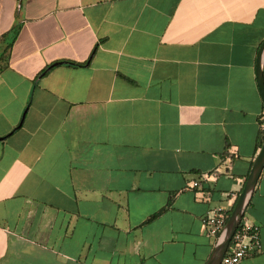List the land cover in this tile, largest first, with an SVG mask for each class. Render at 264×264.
<instances>
[{
  "label": "crops",
  "instance_id": "obj_1",
  "mask_svg": "<svg viewBox=\"0 0 264 264\" xmlns=\"http://www.w3.org/2000/svg\"><path fill=\"white\" fill-rule=\"evenodd\" d=\"M263 43L264 0H0V264H209L202 219L261 151ZM243 219L264 264V169Z\"/></svg>",
  "mask_w": 264,
  "mask_h": 264
},
{
  "label": "water",
  "instance_id": "obj_2",
  "mask_svg": "<svg viewBox=\"0 0 264 264\" xmlns=\"http://www.w3.org/2000/svg\"><path fill=\"white\" fill-rule=\"evenodd\" d=\"M56 64H59V63H56ZM263 66H264V43L262 44L258 52L257 67H256L257 84H258L259 92H260V95H261V98L264 104V68ZM263 169H264V144L252 167V170L238 198L235 208L228 219L227 225L219 240V244L209 264H221L222 259L224 258L231 244L232 238L237 228L239 227L240 223L243 220V217L245 214V208L248 204L251 194L253 193V191L255 190L257 186V183L263 172Z\"/></svg>",
  "mask_w": 264,
  "mask_h": 264
},
{
  "label": "built area",
  "instance_id": "obj_3",
  "mask_svg": "<svg viewBox=\"0 0 264 264\" xmlns=\"http://www.w3.org/2000/svg\"><path fill=\"white\" fill-rule=\"evenodd\" d=\"M208 178V176H204V180H208ZM199 184V182H195L194 187L199 186ZM228 219V214L220 209L204 217L202 223L211 235L221 238ZM260 233L261 228L259 226L251 225L242 220L221 264H241L245 259L256 255L261 249Z\"/></svg>",
  "mask_w": 264,
  "mask_h": 264
},
{
  "label": "trees",
  "instance_id": "obj_4",
  "mask_svg": "<svg viewBox=\"0 0 264 264\" xmlns=\"http://www.w3.org/2000/svg\"><path fill=\"white\" fill-rule=\"evenodd\" d=\"M19 32H20V27L17 25L15 28H13V30L11 32H9L7 34V36H9L10 40H11V43L9 45V48L13 45V42L16 40L17 36L19 35ZM60 64V63H59ZM70 65H80V64H73V63H69ZM58 64H53L51 66H48L46 67L38 76V78L44 76L45 74H47L51 69H53L55 66H57ZM264 144V130L261 131V135H260V142H259V148L258 149H261L262 146ZM227 154H228V151H227ZM234 158V157H233ZM232 158V159H233ZM237 202V201H236ZM232 214V211L229 212L228 214V217H230V215ZM158 215V214H157ZM157 215L153 216L152 218H155ZM244 220V219H243Z\"/></svg>",
  "mask_w": 264,
  "mask_h": 264
},
{
  "label": "rangeland",
  "instance_id": "obj_5",
  "mask_svg": "<svg viewBox=\"0 0 264 264\" xmlns=\"http://www.w3.org/2000/svg\"><path fill=\"white\" fill-rule=\"evenodd\" d=\"M220 171H222V170H220Z\"/></svg>",
  "mask_w": 264,
  "mask_h": 264
}]
</instances>
